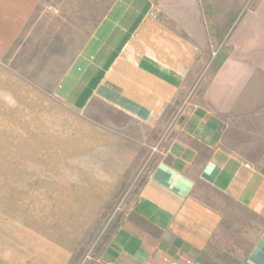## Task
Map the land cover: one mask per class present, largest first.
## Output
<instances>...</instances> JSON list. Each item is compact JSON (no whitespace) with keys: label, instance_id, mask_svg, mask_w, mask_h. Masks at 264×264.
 <instances>
[{"label":"crops","instance_id":"crops-1","mask_svg":"<svg viewBox=\"0 0 264 264\" xmlns=\"http://www.w3.org/2000/svg\"><path fill=\"white\" fill-rule=\"evenodd\" d=\"M227 21L231 30L237 19ZM221 30L207 27L199 0H0L5 78H24L10 62L29 44L38 52L65 47L78 55L54 93L75 110L97 99L143 125L175 119L169 150L106 259L89 264H264V162L230 152L217 116L187 102ZM77 245L27 228L0 239V264H73Z\"/></svg>","mask_w":264,"mask_h":264},{"label":"rangeland","instance_id":"rangeland-1","mask_svg":"<svg viewBox=\"0 0 264 264\" xmlns=\"http://www.w3.org/2000/svg\"><path fill=\"white\" fill-rule=\"evenodd\" d=\"M199 3L207 27H222L223 38L206 54L187 102L217 116L230 152L260 164L264 0ZM231 16L237 21L229 30ZM25 48L10 62L24 83L0 74V239L20 238L27 228L49 230L77 242L73 264L106 259L118 225L169 150L175 119L143 125L97 99L75 110L54 92L78 53Z\"/></svg>","mask_w":264,"mask_h":264}]
</instances>
